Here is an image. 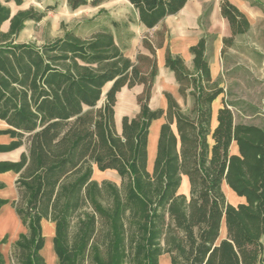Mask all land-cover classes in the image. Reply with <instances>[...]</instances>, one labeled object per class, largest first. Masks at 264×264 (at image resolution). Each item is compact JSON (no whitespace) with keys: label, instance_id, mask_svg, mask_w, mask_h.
<instances>
[{"label":"trees","instance_id":"obj_1","mask_svg":"<svg viewBox=\"0 0 264 264\" xmlns=\"http://www.w3.org/2000/svg\"><path fill=\"white\" fill-rule=\"evenodd\" d=\"M10 1L18 6L23 0L0 2V121L7 126L0 135L12 139L0 152L24 151L16 162H0V173L17 174L11 206L25 231L11 245L9 264H46L42 221L54 225L58 264H159L164 254L170 264H264V128L235 123L223 98L213 123V102L223 89L211 80L207 40L190 47L193 70L165 49L164 65L182 99L192 98L190 109L164 93L166 109L151 110L164 29L155 42L142 39L150 55L138 53L135 61L108 27L88 37L64 30L41 44L19 42L26 23L40 22L45 13L30 8L11 15ZM107 1L65 3L75 11ZM126 1L152 29L188 0ZM219 8L231 30L223 45L230 46L249 22L228 0ZM137 85L143 87L139 113L122 117L118 132L116 94ZM159 119L149 168V130ZM94 170L113 171L120 183L93 180ZM183 177L187 194L179 193ZM223 183L244 201L230 204ZM7 203L0 199V207ZM0 264H6L1 253Z\"/></svg>","mask_w":264,"mask_h":264},{"label":"crops","instance_id":"obj_2","mask_svg":"<svg viewBox=\"0 0 264 264\" xmlns=\"http://www.w3.org/2000/svg\"><path fill=\"white\" fill-rule=\"evenodd\" d=\"M114 1H124L129 4L126 0ZM221 1L188 0L176 15L164 18L152 29H148L139 23L137 12L129 4L133 10L131 17L129 19L128 17H122V19L111 17L112 21L115 22V26L110 25L108 28L112 31L116 44L124 48L125 56L131 61H135L138 53L150 55L149 51L142 45L144 37L148 36L152 42H155V33L165 30L164 45L162 48L156 49L155 53L157 76L154 79L149 100L151 110L166 109L167 102L164 93H169L181 108L189 98L188 96L185 100L182 99L173 72L164 65L166 47H168L171 54L181 57L189 70H193V56L190 53V47L195 45L201 38L212 36V42L206 46V58L212 82L217 83L224 91L213 102V123L216 111L220 107L222 98H224L233 112L235 121L236 111L241 116L240 123L264 128V0H228L246 16L249 22V30L245 34L234 36L230 46L223 45V39L231 37V30L228 22L220 14L219 5ZM0 2L4 3V0H0ZM11 4L15 3L13 1L6 3L9 8ZM206 10H208L207 14H205ZM11 15H13L12 12ZM3 25H7L6 29H3ZM7 29L8 22H4L1 30L5 32ZM225 48L226 51H224ZM142 90L143 87L140 85L131 89L123 87L116 94L114 107L116 129L120 128L122 117L131 118L139 113L136 97L141 94ZM215 104L216 109L214 108ZM252 106L258 108L257 113L260 117L254 115L251 117L250 108ZM261 112L263 115L260 114ZM156 121H159V127L163 122L162 119H159L151 124L148 136V162L150 156L156 151L155 136L150 141V131ZM6 128V124L0 121V130ZM155 130L157 131V129ZM155 135L157 137L158 134L155 133ZM11 141L12 139L8 135H0V145H7ZM232 147L236 150L234 145ZM23 151L24 148L20 147L10 152H0V162H16ZM95 172L102 178L107 179V175H112L116 178L115 180H118V176L113 171L98 172L94 170L93 177ZM16 178L17 174L12 171L0 173V199L8 201L7 204L0 207V253L3 255L6 264L8 263L11 245L18 235L25 231L11 206V202L17 199ZM188 190L187 178L183 177L179 193L187 194ZM222 191L226 198L230 200L229 203L234 206L244 201L243 198L237 197L230 191L225 183L222 184ZM52 235L51 226H49L46 229V239L50 238V240H45V248L46 246L52 247ZM224 235L225 229L222 227L221 236ZM3 238H6V243H1ZM45 248L41 251V254L46 264H48ZM50 259L57 262L53 252H51ZM159 264H170L169 256L167 254L162 255L159 258Z\"/></svg>","mask_w":264,"mask_h":264},{"label":"rangeland","instance_id":"obj_3","mask_svg":"<svg viewBox=\"0 0 264 264\" xmlns=\"http://www.w3.org/2000/svg\"><path fill=\"white\" fill-rule=\"evenodd\" d=\"M30 8L34 9L37 12H44L45 16L40 22H33V21L27 22L25 25V29L21 32L18 38L19 42L34 41L38 44H41L45 41L61 36L64 30H74L76 34H78L79 36L88 37L93 31H95L99 27H109L112 21L111 17H117L118 19L120 18L122 19V17L123 18L128 17L129 19V17H131L130 15L133 14V10L131 6H129V4L125 3L124 1H114V0H109L97 8L86 6V7H81L75 11H71L68 9L65 0H23L21 5L17 6L15 4H11L10 6V10L13 14H15L19 10H26ZM205 12L207 14L208 10H206ZM6 27L7 25H3V29H6ZM205 39L207 40V44H209L210 42H212L213 37L206 36ZM226 50L227 49L225 48L224 51ZM110 85L111 84H107L103 88L102 90L103 93H106L108 91ZM103 97L104 96H102L99 105L102 103L104 99ZM192 101H193L192 98L189 97L186 103H183L182 105L183 111H188L190 109L192 105ZM214 108L216 109V104ZM257 112H258V108L256 106H252L250 108L251 117H253V115L256 117H260L259 113ZM260 114L263 115L262 112ZM235 116H236L235 123H240L241 116L238 113H236V111H235ZM159 128H160L159 121L153 123L150 131L151 132L150 141L155 136V143L157 142L156 138L158 137V135L156 137L155 133L156 134L159 133L158 132ZM155 129H157V131ZM117 131L120 132L119 127ZM154 157H155V152L149 158V168L152 166ZM106 178L107 179L98 176L97 172H95L93 180L98 179L99 182H101L102 180H110L116 184L120 183L119 177L118 180H115L116 178L112 175H107ZM227 201L230 202L229 199H227ZM41 226H42V235L44 239L49 241L50 238L46 239V229L47 227L51 226V230L53 234L52 236H54V225L49 221H43ZM45 244L46 242L44 243L43 249L45 248ZM50 249H51L50 252H53L52 250L53 248L51 247ZM48 250L49 247L46 246L45 255L48 253ZM7 264H9V261ZM48 264H58V262L49 259Z\"/></svg>","mask_w":264,"mask_h":264},{"label":"bare ground","instance_id":"obj_4","mask_svg":"<svg viewBox=\"0 0 264 264\" xmlns=\"http://www.w3.org/2000/svg\"><path fill=\"white\" fill-rule=\"evenodd\" d=\"M46 252H47V250H46ZM50 256H51V252H50V248H49L48 253L46 254V257L48 260L50 259Z\"/></svg>","mask_w":264,"mask_h":264},{"label":"water","instance_id":"obj_5","mask_svg":"<svg viewBox=\"0 0 264 264\" xmlns=\"http://www.w3.org/2000/svg\"><path fill=\"white\" fill-rule=\"evenodd\" d=\"M104 95H105V93L102 94V96H104ZM151 167H152V166H151ZM151 167H150V168H151Z\"/></svg>","mask_w":264,"mask_h":264}]
</instances>
